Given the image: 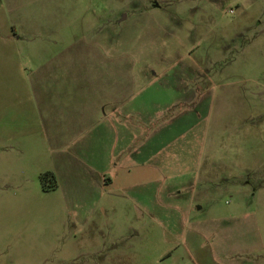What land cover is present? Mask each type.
Wrapping results in <instances>:
<instances>
[{"label": "rangeland", "instance_id": "374dc122", "mask_svg": "<svg viewBox=\"0 0 264 264\" xmlns=\"http://www.w3.org/2000/svg\"><path fill=\"white\" fill-rule=\"evenodd\" d=\"M0 264H264V0H0Z\"/></svg>", "mask_w": 264, "mask_h": 264}, {"label": "crops", "instance_id": "0c3cea01", "mask_svg": "<svg viewBox=\"0 0 264 264\" xmlns=\"http://www.w3.org/2000/svg\"><path fill=\"white\" fill-rule=\"evenodd\" d=\"M43 80L44 87L42 88L41 96H44L42 101L44 104H42V111L45 112V116L43 117L44 125L48 128H62V132H72V127H79L80 126V114L85 115L83 112V108H79L78 106L74 105H57V104H48L49 98L45 97L47 93L53 94L56 91V88L54 87L57 85L56 82L53 81V79L57 80V75L55 73L44 75ZM59 78V76H58ZM47 79H50V81H47ZM99 112V106H92L91 109V116L90 117H96L97 113ZM99 119L103 121L106 119L105 114L102 115ZM93 121H91V124ZM65 127V128H63ZM64 136V134L59 133L56 134V137H54V141L58 142L55 145L56 146H65L66 148L69 147V145L65 144V142H60V138ZM107 137V130L105 128H102L97 135H94V133L89 137V140L85 144H78L76 147L82 152H87L89 154L90 158L93 159L92 161H89L91 164L96 165L99 162L97 160H100L104 157L105 152L107 151V143L105 142V138ZM65 144V145H64ZM103 153V154H102ZM83 154V153H80ZM74 174V172L72 173ZM109 182V181H108Z\"/></svg>", "mask_w": 264, "mask_h": 264}]
</instances>
